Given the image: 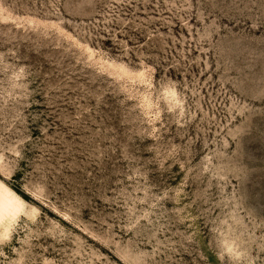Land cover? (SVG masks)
Wrapping results in <instances>:
<instances>
[{"label": "rangeland", "instance_id": "obj_1", "mask_svg": "<svg viewBox=\"0 0 264 264\" xmlns=\"http://www.w3.org/2000/svg\"><path fill=\"white\" fill-rule=\"evenodd\" d=\"M3 200L0 264H264V0H0Z\"/></svg>", "mask_w": 264, "mask_h": 264}, {"label": "bare ground", "instance_id": "obj_2", "mask_svg": "<svg viewBox=\"0 0 264 264\" xmlns=\"http://www.w3.org/2000/svg\"><path fill=\"white\" fill-rule=\"evenodd\" d=\"M0 213L1 214H5V212H7L9 210V207H10V203H9V200L8 201H0Z\"/></svg>", "mask_w": 264, "mask_h": 264}]
</instances>
